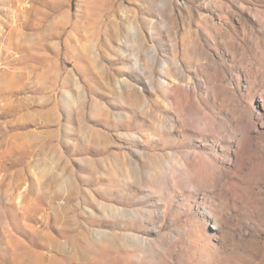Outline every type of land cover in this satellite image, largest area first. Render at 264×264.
<instances>
[{
    "label": "rangeland",
    "instance_id": "rangeland-1",
    "mask_svg": "<svg viewBox=\"0 0 264 264\" xmlns=\"http://www.w3.org/2000/svg\"><path fill=\"white\" fill-rule=\"evenodd\" d=\"M0 264H264V0H0Z\"/></svg>",
    "mask_w": 264,
    "mask_h": 264
}]
</instances>
